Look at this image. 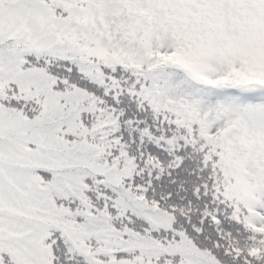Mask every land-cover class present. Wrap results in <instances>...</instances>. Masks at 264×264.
Here are the masks:
<instances>
[{
    "label": "snow or ice",
    "instance_id": "1",
    "mask_svg": "<svg viewBox=\"0 0 264 264\" xmlns=\"http://www.w3.org/2000/svg\"><path fill=\"white\" fill-rule=\"evenodd\" d=\"M0 264H264V0H0Z\"/></svg>",
    "mask_w": 264,
    "mask_h": 264
}]
</instances>
